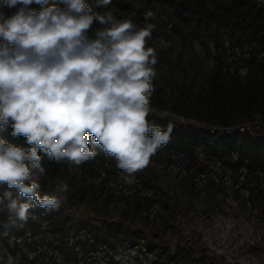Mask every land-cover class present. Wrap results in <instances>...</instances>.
Returning <instances> with one entry per match:
<instances>
[{
	"label": "clouds",
	"instance_id": "clouds-1",
	"mask_svg": "<svg viewBox=\"0 0 264 264\" xmlns=\"http://www.w3.org/2000/svg\"><path fill=\"white\" fill-rule=\"evenodd\" d=\"M0 0V129L12 122L13 137L23 136L29 147L0 139V185L18 189L22 202L11 191L0 195V204L25 223L30 209L58 210L69 186L45 194L33 177L45 174L42 150L50 159L79 166L97 153L92 138L117 167L135 182L161 145H167L172 127L150 125V98L155 91L156 50L146 47L155 25L140 27L117 19L114 11L96 12L85 0ZM111 0H98L107 6ZM44 5L42 10L30 5ZM11 12L9 15L8 13ZM152 12L145 14L147 21ZM94 21L102 25L95 38L86 33ZM28 181H31L28 183ZM0 264H14L0 258Z\"/></svg>",
	"mask_w": 264,
	"mask_h": 264
},
{
	"label": "trees",
	"instance_id": "trees-1",
	"mask_svg": "<svg viewBox=\"0 0 264 264\" xmlns=\"http://www.w3.org/2000/svg\"><path fill=\"white\" fill-rule=\"evenodd\" d=\"M96 12L103 14L105 11L112 10L117 19L132 20L136 25L143 27L146 23L154 24L156 27L152 32L151 38L147 39L146 47H153L156 50L157 64L160 62L168 64L172 73L173 65L181 66L182 70L189 74L191 70L198 74L204 68L205 58L212 56L215 63L207 78L209 89L196 95H189L186 100L181 97H169L172 99L169 105L168 99L163 97V90L166 87H176V82L172 75L164 74L160 84L155 78L153 85L155 91L150 98L151 109L162 112H175L186 118H195L208 124L223 127H232L253 118L255 112H261L264 117V60L251 67L249 74L242 77L233 73L229 69L223 54L220 52L221 44L224 39H229L237 43H258L264 49V9L258 7L252 0H216L213 4H207L205 0H111L107 6L100 4L98 0H85ZM57 6L64 8L66 5L60 0H48L47 6ZM30 9L40 11L44 5L33 4ZM152 12L153 16L147 21L145 14ZM9 15L11 12L8 13ZM98 22L94 21L90 30L86 33L90 38H95L96 30L102 28ZM189 41L188 51L184 54L180 52L175 61L172 55V45H161L160 39H170L176 33ZM227 36L221 44L215 43L213 46L207 45L206 57H201L196 49L194 41H199L205 37L211 38L214 35ZM0 43H3L0 40ZM162 91V92H161ZM218 104L222 111L212 112L210 106ZM150 125L160 126L166 129L171 126L173 131L167 145H161L169 152L170 160L179 161L182 164L183 172L181 177L198 175L204 181L205 188L220 186L226 182L228 172L246 171L264 177V136L254 137L250 132H242L239 128L230 131L223 130L212 132L204 127H197L192 124H178L170 120L168 116H163L159 112H150L147 117ZM12 122L6 128L0 129V139L7 143L20 147H29L26 138L23 136L13 137ZM92 138L89 147H92L97 155L94 159L86 161L79 166L70 164L67 160L54 161L49 158L47 153L40 151L41 166L45 171H61L70 168L75 171L74 177L77 182L87 179L92 173L91 169H96L99 176L103 175V182L117 184L125 182L127 175L123 171L120 173L115 157L109 156L102 146L96 144ZM215 170V172L213 171ZM209 172H213L215 178L209 177ZM185 173V174H184ZM203 175V177L201 176ZM119 177V178H118ZM87 181L85 182V184ZM77 185V183H76ZM47 185L43 183L38 190L41 196ZM11 191L13 198L22 202L28 201V197H20L18 189H8L6 184L0 185V195L4 191ZM131 194L130 192L127 193ZM130 204H126V206ZM48 215L47 223L43 220L42 213ZM54 219H53V217ZM15 220L14 214H10L7 209V202L0 207V233L8 232L11 235H0V258L7 261L8 257L13 258L14 264H31L42 257L45 249L50 247L53 241L59 245L69 239L70 232H86L88 244L82 253H98L99 247L110 245L114 247L118 243H133L135 235L124 229L118 222L102 221L100 226L92 224L89 220L79 219L72 221L68 216H63L58 210H45L39 207L30 209L29 219L22 223L16 221V227H8L11 220ZM44 232H52L62 235H32ZM29 233L31 235H25ZM45 239L47 240L45 242ZM85 243V241H84ZM83 245V242L82 244ZM107 245V246H108ZM27 253L31 256L28 258ZM73 264H79L76 257L72 260ZM50 264L57 263L56 258L50 259Z\"/></svg>",
	"mask_w": 264,
	"mask_h": 264
},
{
	"label": "rangeland",
	"instance_id": "rangeland-1",
	"mask_svg": "<svg viewBox=\"0 0 264 264\" xmlns=\"http://www.w3.org/2000/svg\"><path fill=\"white\" fill-rule=\"evenodd\" d=\"M205 1L213 4L216 0ZM257 5L264 9V3ZM224 38L227 36L215 34L211 38L194 41L198 54L205 58L207 45H220ZM160 43L172 45L175 61L178 60L177 55L180 52L185 54L190 45L178 32L169 40L162 37ZM214 63L215 60L209 56L198 74L193 70L186 74L180 65L171 66L170 73L168 64L160 62L156 67L158 76L155 81L160 87L158 80L164 74L172 75L176 87L167 86L166 91H161L163 97L168 99L179 95L186 100L189 95L208 91L207 78ZM167 101L171 105L173 100ZM210 110L221 112L222 107L212 104ZM150 112H159L181 124L176 119L181 116L178 113L156 109ZM245 123L252 126L255 133H264L261 112L256 111L253 118ZM91 170V175L81 182H77L71 167L56 172L45 171L33 179L41 186L43 183L47 185L41 191V198L45 194L65 195L56 189L61 183L68 184L69 192L59 207L64 217L68 216L72 221L89 220L97 226L102 221L118 222L135 235V242L131 244L137 246L116 244L117 249L118 246L121 248L117 253L115 246L107 244L103 249L99 247L101 253L83 254L82 246L85 248L88 244L86 233L70 232L67 234L69 239L61 240L59 245L50 240V247L44 248L42 257L31 264H50L52 258H56L59 264H73L76 254L79 264H112L118 258L121 259L119 264H264V177L261 175L246 171L228 172L222 185L205 188L198 175L182 178L181 162L170 160L169 152L163 148L157 149L143 170L134 173L135 182L132 184L122 181L111 185L102 183L103 175L99 176L94 168ZM119 170L120 173L123 171ZM209 177L215 178L213 172H209ZM129 192L131 194L128 195ZM128 203L130 206H126ZM47 220L46 214L45 224ZM0 235L11 234L6 230ZM32 235L62 234L40 232ZM125 254L130 255V260L122 257ZM27 256L31 259L28 253Z\"/></svg>",
	"mask_w": 264,
	"mask_h": 264
},
{
	"label": "built area",
	"instance_id": "built-area-1",
	"mask_svg": "<svg viewBox=\"0 0 264 264\" xmlns=\"http://www.w3.org/2000/svg\"><path fill=\"white\" fill-rule=\"evenodd\" d=\"M256 2L258 4H263L264 0H256ZM215 48L216 47L214 44L213 50H215ZM220 52L223 54V58L226 61L227 65H229L230 71L242 77H245L249 74L252 65H257L264 60V49L256 42L237 43L229 39H224L223 43L221 44ZM176 119L178 120V122L182 124H192L197 127H204V128L211 130L212 132H220L223 130L230 131L232 129L239 128L242 132H245V131L250 132L254 137L264 136V133H255L254 128H252V126L250 125H246V123H242V124L232 126V127H223L219 125L208 124L204 121H200L195 118H186L184 116H178L176 117ZM43 214H44L43 217H45L46 213L43 212ZM80 233L85 234L86 232H80ZM84 236H90V234L86 233ZM126 243L127 245L137 246L135 244L132 245L131 243H128V242ZM120 244L121 243H118L117 245H120ZM122 245H125V244H122ZM114 249H117L116 246L114 247ZM118 249H121V248H119L118 246ZM118 249L116 250L117 253H118ZM98 252L101 253L100 250ZM122 257L128 260H130L131 258L129 254L122 255ZM119 261H121V259L119 258L116 259V261L113 260L112 264H119L118 263ZM128 264H137V263L128 262Z\"/></svg>",
	"mask_w": 264,
	"mask_h": 264
}]
</instances>
